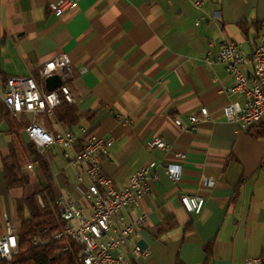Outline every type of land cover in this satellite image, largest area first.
<instances>
[{
    "label": "crops",
    "instance_id": "0c3cea01",
    "mask_svg": "<svg viewBox=\"0 0 264 264\" xmlns=\"http://www.w3.org/2000/svg\"><path fill=\"white\" fill-rule=\"evenodd\" d=\"M60 1L0 0V68L6 75L37 76L41 64L68 55L73 68L68 84L80 116L70 129L113 139L101 166L117 187L152 160L181 166L177 182L158 166L152 190L138 208L124 212L131 219L147 215L131 245L143 240L150 254L135 264H173L177 256L184 264H245L249 257L264 264V133L226 120L222 107L228 97L220 88L233 77L224 64L206 59L217 55L224 40L252 52L264 30V0H203L200 7L193 0H73L77 7L59 16L50 3ZM230 98L244 102L238 95ZM8 112L0 101V134L10 137L0 157V238L5 217L14 222L15 200L22 195L6 188L2 156L14 146L22 168L36 159L24 150L30 140L20 122L64 128L46 114L14 118ZM191 115L199 118L193 133L174 122ZM152 136L167 140L171 150L147 147ZM45 153L56 194L75 193L68 161L54 171L53 156L62 149ZM35 173L46 183L41 167ZM184 193L204 196L199 214L183 206ZM167 224L171 227L159 233Z\"/></svg>",
    "mask_w": 264,
    "mask_h": 264
},
{
    "label": "built area",
    "instance_id": "2783aa9c",
    "mask_svg": "<svg viewBox=\"0 0 264 264\" xmlns=\"http://www.w3.org/2000/svg\"><path fill=\"white\" fill-rule=\"evenodd\" d=\"M193 2L197 7L203 5V0ZM50 7L60 16L77 7V2L62 0L50 3ZM202 19H198L196 24H200ZM206 59L208 63L218 61L224 64L233 77L232 84L220 88L221 93L228 97L222 107L226 120L243 130L254 124H264V30L260 42L250 54H246L235 41L224 40L217 55L214 58L207 56ZM247 64L251 65V70L244 69ZM53 73L60 74L63 82L49 91L44 80ZM72 76L73 68L67 54H60L41 64L38 76L6 75L0 68V101L14 116L27 112L34 116L46 114L55 117V108L62 100L75 102L68 84ZM231 95L240 96L244 102L231 99ZM201 112L205 118L210 117L208 107L203 106ZM174 122L181 130L193 133L197 130L199 118L191 115L185 122L175 117ZM25 132L43 158L48 160L45 152L58 146L62 149L63 157L75 170V193L60 192L56 197L66 227L56 231L54 238L65 236L79 243L83 264H135L139 258L150 254L148 248L138 243L131 245V238L138 235V229L146 223L147 215L141 213L131 219L124 212L130 206L138 208L143 197L152 190L153 182L158 178V166H163L171 179L177 182L181 177L179 164H163L152 160L131 174L129 184L117 187L101 166L102 156L107 155L113 145L112 138L84 129L80 132L62 127L51 130L43 121L29 123L25 126ZM145 144L149 148L171 150L169 142L159 136L150 137ZM178 156L184 158L185 154L178 153ZM27 167L38 171L39 159L29 162ZM213 183L212 178L207 180V184ZM37 197L42 203L41 196ZM180 199L186 210L194 214H199L205 203L204 196L200 194L184 193ZM4 227L5 234L0 238V258L11 260L18 252V226L12 219L5 217ZM34 242L38 244L45 240L36 236ZM123 249H127L128 253ZM261 261V258L249 257L245 259V264H260Z\"/></svg>",
    "mask_w": 264,
    "mask_h": 264
},
{
    "label": "trees",
    "instance_id": "16d2710c",
    "mask_svg": "<svg viewBox=\"0 0 264 264\" xmlns=\"http://www.w3.org/2000/svg\"><path fill=\"white\" fill-rule=\"evenodd\" d=\"M54 113L64 128L70 129L79 123L80 116L75 103L62 100ZM8 114L16 118L11 112ZM27 124V121L20 122L22 126ZM253 128L256 129V135L264 133L262 123L254 124L248 130L252 131ZM24 150L29 157L39 159L46 183L43 184L38 178L31 179L19 165L15 147L10 146L8 153L2 156V166L6 188L22 190V195L15 200L14 222L18 224L19 242L18 252L12 259L0 258V264H83L80 260L82 247L79 243L65 236L53 237L56 231L66 227V221L60 216L56 203L54 175L49 161L40 155L31 141L24 143ZM38 195L41 196L42 203L38 201ZM170 227V224L161 226L159 233L167 231ZM36 236H40L45 242L36 244L34 242ZM205 250L210 251L209 244ZM173 264L184 262L177 256Z\"/></svg>",
    "mask_w": 264,
    "mask_h": 264
},
{
    "label": "rangeland",
    "instance_id": "374dc122",
    "mask_svg": "<svg viewBox=\"0 0 264 264\" xmlns=\"http://www.w3.org/2000/svg\"><path fill=\"white\" fill-rule=\"evenodd\" d=\"M28 117L30 119H32L33 116L30 114V115H28ZM9 140H10V137L6 136L4 133L0 134V157H1V151H3L4 148L8 147ZM55 151H58V150L55 148ZM47 154H50V153L47 152ZM54 157H55V159H54ZM53 163H54V171H59L62 167H64L66 165V161H65L63 155L59 154V153L57 154V156H53ZM23 170L30 175L32 180H35L38 178L36 176V173H35L36 170L28 169V168H26V166L23 167ZM41 182L43 184L45 183L44 180H42ZM12 192H13V194H19L20 195L21 189L20 188L14 189ZM17 226H18V224H17Z\"/></svg>",
    "mask_w": 264,
    "mask_h": 264
},
{
    "label": "water",
    "instance_id": "95a60500",
    "mask_svg": "<svg viewBox=\"0 0 264 264\" xmlns=\"http://www.w3.org/2000/svg\"><path fill=\"white\" fill-rule=\"evenodd\" d=\"M63 82V79L60 74L53 73L48 76H46L44 83L47 90L52 91L56 89L58 86H60ZM139 245L141 247L145 246V242L143 240L139 241Z\"/></svg>",
    "mask_w": 264,
    "mask_h": 264
}]
</instances>
